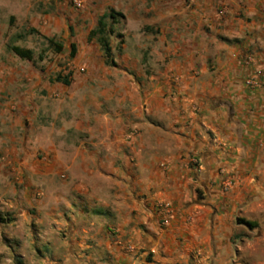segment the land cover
Masks as SVG:
<instances>
[{
  "label": "crops",
  "instance_id": "1",
  "mask_svg": "<svg viewBox=\"0 0 264 264\" xmlns=\"http://www.w3.org/2000/svg\"><path fill=\"white\" fill-rule=\"evenodd\" d=\"M127 8L128 26L154 39L159 75L155 90L143 93L146 114H133V87L117 77L95 84V96L86 81L79 94L39 82L58 97L53 122L32 119L33 132L11 139L27 155L18 178L32 187L28 203L62 225L74 249L108 248L97 234L112 230L154 252L156 264H237L245 257L235 246L264 248V0ZM257 71V85L247 87ZM132 127L140 131L126 142ZM221 169L234 180L226 191ZM239 217L255 222L253 231ZM240 230L256 241H237Z\"/></svg>",
  "mask_w": 264,
  "mask_h": 264
},
{
  "label": "rangeland",
  "instance_id": "2",
  "mask_svg": "<svg viewBox=\"0 0 264 264\" xmlns=\"http://www.w3.org/2000/svg\"><path fill=\"white\" fill-rule=\"evenodd\" d=\"M144 1L148 0H85L82 8H76L73 0H0V264H86L84 257L88 256L97 258L101 264H156L154 252L130 246L125 243L127 235L120 236L112 230L97 234L108 248H71L65 228L29 205L26 195L32 187L20 183L18 178L22 171L20 164L27 155L23 158V146L11 142L14 133L34 131L36 124L31 125L32 119L42 125L53 122V101L58 97L48 95V89H43L39 82L52 87L59 74L69 77L76 94L86 91L78 88L84 81L93 86L89 92L94 96L100 91L94 88L98 82L115 81V77L128 82L136 97L133 114H146L143 93L155 90L159 75L152 49L154 39L151 36L144 39L149 33L147 28L134 29L126 20L127 7L133 3L142 5ZM110 12L115 15L113 21L107 20L115 67L105 64L96 39L89 40L98 18ZM49 40L60 44L62 51L55 53ZM71 46L75 48L73 58ZM11 47L31 51V60L18 58L9 50ZM149 127L158 128L159 122L153 121ZM139 131L130 128L126 132L129 139L125 141L130 142ZM192 158L195 157L189 159ZM158 222L161 228L166 226L161 224L162 220ZM252 231L240 230L236 233L237 241L255 242ZM237 248L234 250L245 257L237 264H264V248L254 245Z\"/></svg>",
  "mask_w": 264,
  "mask_h": 264
},
{
  "label": "trees",
  "instance_id": "3",
  "mask_svg": "<svg viewBox=\"0 0 264 264\" xmlns=\"http://www.w3.org/2000/svg\"><path fill=\"white\" fill-rule=\"evenodd\" d=\"M114 16L115 15L113 14V12H110L109 14H103L102 16H100L97 20L96 28L92 30L89 35V40L94 38L96 39L104 56L105 64L110 67H115L116 64L113 60L112 48L110 45V40L108 38L111 34L110 31L108 30L107 20L110 19L113 21ZM48 42L50 45H53L55 53H60L62 51V46L60 44L54 43L52 40H49ZM9 50L20 59L31 60L32 53L29 50H23L18 47H11ZM74 55H75V48L74 46H71L70 57L73 58ZM55 80L57 82H61L65 86L70 85L68 76L63 77L61 76V74H59L56 76ZM237 223L245 226L249 230H252L256 227L255 222L246 221L243 219H237Z\"/></svg>",
  "mask_w": 264,
  "mask_h": 264
},
{
  "label": "built area",
  "instance_id": "4",
  "mask_svg": "<svg viewBox=\"0 0 264 264\" xmlns=\"http://www.w3.org/2000/svg\"><path fill=\"white\" fill-rule=\"evenodd\" d=\"M84 1L85 0H73V5L76 8H82L84 5ZM261 75V73L259 71L255 72V74L249 76L246 80H245V85L247 87H254L257 85V78ZM191 163L194 167L197 166V160L195 158H193L191 160ZM219 182H220V189L223 191L228 190L229 188L232 187L233 185V178L230 174H227V172L223 169L219 170ZM164 213H166V211L164 210Z\"/></svg>",
  "mask_w": 264,
  "mask_h": 264
}]
</instances>
